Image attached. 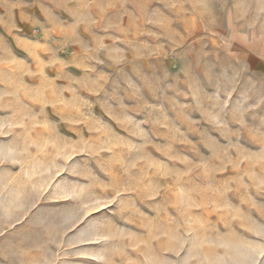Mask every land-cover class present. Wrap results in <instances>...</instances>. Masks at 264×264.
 Segmentation results:
<instances>
[{"label": "rangeland", "instance_id": "374dc122", "mask_svg": "<svg viewBox=\"0 0 264 264\" xmlns=\"http://www.w3.org/2000/svg\"><path fill=\"white\" fill-rule=\"evenodd\" d=\"M264 0H0V264H264Z\"/></svg>", "mask_w": 264, "mask_h": 264}, {"label": "crops", "instance_id": "0c3cea01", "mask_svg": "<svg viewBox=\"0 0 264 264\" xmlns=\"http://www.w3.org/2000/svg\"><path fill=\"white\" fill-rule=\"evenodd\" d=\"M245 55L252 62V68L264 76V37H255L246 43Z\"/></svg>", "mask_w": 264, "mask_h": 264}]
</instances>
